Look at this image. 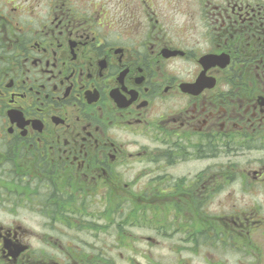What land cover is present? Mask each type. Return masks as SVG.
Segmentation results:
<instances>
[{"label":"flooded vegetation","instance_id":"obj_1","mask_svg":"<svg viewBox=\"0 0 264 264\" xmlns=\"http://www.w3.org/2000/svg\"><path fill=\"white\" fill-rule=\"evenodd\" d=\"M0 264H264V0H0Z\"/></svg>","mask_w":264,"mask_h":264},{"label":"water","instance_id":"obj_2","mask_svg":"<svg viewBox=\"0 0 264 264\" xmlns=\"http://www.w3.org/2000/svg\"><path fill=\"white\" fill-rule=\"evenodd\" d=\"M217 57L213 56V55H207L203 58V63L206 65H213L214 63H216Z\"/></svg>","mask_w":264,"mask_h":264}]
</instances>
